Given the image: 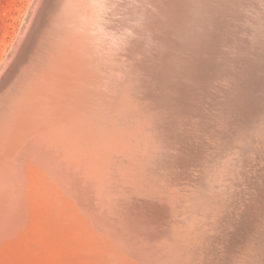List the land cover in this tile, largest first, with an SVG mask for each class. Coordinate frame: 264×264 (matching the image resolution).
I'll return each mask as SVG.
<instances>
[{"label":"bare ground","instance_id":"6f19581e","mask_svg":"<svg viewBox=\"0 0 264 264\" xmlns=\"http://www.w3.org/2000/svg\"><path fill=\"white\" fill-rule=\"evenodd\" d=\"M33 1L0 60V264H217L213 238L227 221L212 191L239 169L234 136L246 142L242 126L264 108V0L238 25L247 44L223 58L231 65L218 75L220 115L203 133L208 142L193 96L212 64L192 28L218 29L214 13L224 18L243 1ZM190 43L194 60L185 61L177 48ZM261 157L248 202L261 241L244 264H264ZM239 223L245 233V217Z\"/></svg>","mask_w":264,"mask_h":264},{"label":"rangeland","instance_id":"374dc122","mask_svg":"<svg viewBox=\"0 0 264 264\" xmlns=\"http://www.w3.org/2000/svg\"><path fill=\"white\" fill-rule=\"evenodd\" d=\"M117 1H119V2H121L122 0H117ZM207 1V2H206ZM243 1V3H244V5H242V6H240L239 7V9H236V8H229V9H227V11L229 12V14H228V16H227V13H226V16H227V18H226V16L224 17V18H222V16H218V14H217V12H215L214 13V17H215V19L217 18V20L219 19V18H221V19H223V20H225V21H221L220 19V22L219 23H217L216 22V26L218 27V29H216V30H214L215 28L211 25V23L209 24V23H204L203 22V24H198L199 22H197V25H196V22H194L193 24L195 25H193V28H192V26H191V28L193 29H191L194 33H196L197 35H199L200 37V39H197L198 41H200L201 42V46L199 47V50H201V48L202 49H204V50H202L203 51V53H202V51L200 52V53H202L201 55V57H203V58H205L204 60H206V59H211V60H208L211 64H212V67H210L211 69H210V71L208 70L207 72H208V76H206V74H207V72H205L204 73V77H202V83L200 84V85H198V86H196V85H194V87L195 88H197L195 91H196V93L194 94V95H196L197 96V98H196V96L194 97L193 96V98L195 99V101L197 102V104L200 106V110H201V115H200V118H201V121H202V123H205L206 124V131H201V132H199V134H202L201 136H202V138H204L203 136H204V132H205V134L210 130V127H208L207 125L208 124H211V123H216L217 122V116L218 115H220V111L218 112V109H219V107H220V104L218 103V101L221 99L218 95H219V93L218 92H216V87L215 86H219L220 85V79L218 78V75L220 74V73H223V68L224 67H226L227 68V66L226 65H228V66H230L231 65V62L230 61H227V60H225V59H223L224 57H233V53L231 52L232 50H234L233 48H231V45H238V43L242 40V38L239 36V35H242V37L244 38V42H247V40H246V38H247V32L246 31H244L243 29H242V27L243 26H248L247 25V20L250 18V16H251V5L252 4H254V6L252 7V11L253 10H255L256 8L257 9H259V8H261L262 7V0H241V2ZM250 1V2H249ZM33 0H0V60H3L4 58H5V56H6V54L9 52V50H10V48H11V46H12V44H13V42H14V40H15V38H16V36H17V34H18V32H19V30H20V28H21V26L23 25V21H25V19H26V16L28 15L27 14V11H28V8H29V10H30V6H32V4H33ZM55 2H56V0H53V4H55ZM188 2H190V1H188ZM194 2V1H193ZM205 2H206V4H208V5H214V1H212V0H205ZM246 2H248V3H246ZM251 2H253V3H251ZM249 3H251L250 5H249ZM53 4H52V6H53ZM194 6L193 4H188V7H190V6ZM256 5H258V6H256ZM255 6H256V8H255ZM195 7H197V6H194V8ZM242 7H245V10H244V8H242ZM248 7V8H247ZM189 10L190 11H194V10H196V9H193L192 7H190L189 8ZM188 10V12L189 13H191L190 11ZM233 12H232V11ZM250 10V11H249ZM242 11H244V12H242ZM51 12V11H50ZM236 12V14H237V16L235 17V20H234V13ZM47 15L46 16H48L49 15V11L46 13ZM206 14H209V13H206ZM217 14V15H216ZM245 14V15H244ZM203 15H205L204 13H203ZM45 16V17H46ZM120 15H116L115 17L116 18H118ZM243 16H246L245 18H243ZM196 17V16H195ZM219 17V18H218ZM241 17L243 18V20L241 19ZM202 18V17H201ZM239 18V19H238ZM196 19L198 20V18L196 17ZM204 19V18H203ZM232 19V20H231ZM238 19V20H237ZM218 20V21H219ZM231 20V21H230ZM244 20H245V22H244ZM234 21L235 22H237V24H235L234 23ZM208 22H209V20H208ZM225 23V24H223V23ZM232 22V23H231ZM175 23V25H176V27H181V25L179 24V23H176V22H174ZM201 23V22H200ZM220 23H222L223 24V27H222V25L220 24ZM231 23V24H230ZM208 25V26H204V25ZM202 25V26H201ZM220 25V26H219ZM228 25V26H227ZM238 25H242V27L240 26V29H239V26ZM201 26V27H200ZM212 26V27H211ZM230 30V33H226V30L227 31H229L228 29H226V27ZM183 27V29H185V26H182ZM196 27H198V29H196ZM210 27V28H209ZM216 27V28H217ZM222 28L224 29L223 31H222ZM180 29V28H179ZM212 29V30H211ZM181 30H182V28H181ZM219 30H221V31H219ZM235 30V31H234ZM237 30H239L238 31V33L236 32ZM217 31H219L220 32V34H219V32L217 33ZM241 31V32H240ZM213 32H215L217 35H219V36H217L216 34V36H214V33ZM233 32V36H232V33ZM240 32V33H239ZM226 33V34H225ZM236 33V35H234ZM241 33H243V34H241ZM209 34V35H208ZM231 34V35H230ZM213 35V36H212ZM222 35V36H221ZM223 35H225L226 36V38H227V41L228 42H230V44L229 43H227V41H225V36H223ZM229 35L230 36H232V37H230V39H235V40H230V39H228L229 38ZM210 36V37H209ZM228 36V37H227ZM236 36V37H235ZM207 37H208V39H207ZM239 37V38H238ZM212 38V39H211ZM224 38V39H223ZM236 38H238V40L236 39ZM210 39H211V42H210ZM217 39V40H216ZM221 39V40H220ZM223 40H224V42H223ZM207 41H208V43H207ZM235 41H237V42H235ZM221 42H222V44H221ZM225 42L228 44H225ZM243 41L242 42H240L241 43V46L243 45V46H245L247 43H244ZM218 43V44H217ZM220 44H221V46H220ZM203 45V46H202ZM240 45V44H239ZM186 46H187V48H186ZM190 46V47H189ZM189 47V48H188ZM216 47V48H215ZM194 47H193V45H191V43L188 45H184V44H182L179 48H177L178 49V51L180 52L181 51V53H179V56H182L181 58H184V60L186 61H193L194 59H191V58H193L194 57V54L192 53L193 51H192V49H193ZM207 48H209L210 49V52H209V49H207ZM205 49L206 50H208V52L207 51H205ZM217 49H218V51H217ZM198 50V51H199ZM211 50H213L212 52H211ZM217 51V52H216ZM224 51V52H223ZM227 51L229 52V53H227ZM223 53V55H222V53ZM184 53V54H183ZM188 53H190L189 55H188ZM219 53V54H218ZM182 54V55H181ZM221 54V55H220ZM226 54V55H225ZM209 55V56H208ZM217 55H220V56H217ZM193 56V57H192ZM206 56H208V58L206 57ZM213 57V58H212ZM188 58V59H187ZM190 58V59H189ZM226 61V62H225ZM220 62H222V63H225V64H220ZM216 64V65H219V67H216V66H214V65ZM216 69H215V68ZM214 69H215V71H214ZM227 69H229V67L227 68ZM214 71V72H213ZM209 72H210V74L212 75L213 74V77L211 76V75H209ZM213 72V73H212ZM215 73V74H214ZM211 76V77H210ZM214 76H215V78H214ZM203 78H205L204 80L206 81H204L203 80ZM209 81H208V80ZM199 88V89H198ZM206 90V94H205V92H204V90ZM197 91H202V92H197ZM211 92L210 93V95H207V93L208 92ZM203 92H204V94H203ZM214 92H216V94H214ZM199 93H201V94H199ZM199 94V95H198ZM209 94V93H208ZM212 95V96H211ZM216 95V96H215ZM198 96H199V98H201V101H203L204 102V100H208V107H207V102L205 103L204 102V104H203V108H202V104H201V101H200V99L198 98ZM202 96H204L203 98H202ZM214 96V97H213ZM213 97V98H212ZM198 99V100H197ZM211 100V101H210ZM213 100H214V102H213ZM200 101V102H199ZM209 102H211L210 104H213V105H215L214 107L212 106V105H210L209 104ZM201 104V105H200ZM209 107H210V110H209ZM212 107V108H211ZM217 109V110H216ZM260 111H261V113H260ZM262 112H263V116H262ZM203 114V115H202ZM204 114H205V116H204ZM225 114V113H224ZM226 114H228V115H230L229 113H226ZM225 114V115H226ZM258 114H260V115H258ZM227 115V116H228ZM254 115V114H253ZM253 115H251V118H249V120H248V125H243L242 126V128L243 129H245V131H246V133H248L247 134V136L245 137V139H246V142H244V141H242L240 138H237V136L235 135L234 137V139H235V141H236V145H233V146H231V148L232 149H235V148H240V155L238 156L239 157V169H237V171H235V172H232V171H230L231 173H229V176H231V178L228 176V177H224L219 183H217L216 185H215V187H216V190L214 189L212 192H214V195H212V198H214L215 199V204L213 205V207L218 211L217 212V215L219 214V218H221L222 217V220H225V221H227V224H225L226 225V229L225 228H223V223L221 224V226H222V229L223 230H221V232H219V230H218V228H220V226L218 225V224H220V222H216L215 223V225L214 226H217V229L216 230H218L217 232H216V239H215V237L213 238V245H214V247H213V251H214V255H215V253H218V256L220 257L221 255V258H220V260L217 262V260L219 259V257L216 255V258H215V260H216V262H217V264H244V259H247L248 257H249V255L251 254V252L253 251V247L255 248L256 246H257V243L259 242V241H261L260 240V237H258V229H260L261 228V226H262V220H261V218L260 217H258L256 214H255V212H256V208H254L253 206H251V205H249V203L251 204L252 203V201H253V198H254V194L256 193V191H257V186H256V188H255V184H256V180L255 179H257V178H259V174L258 173H256V172H259V169L257 168V167H254L255 165H256V163H255V161H257V160H259V157H261V154H263V152H264V108H263V110L261 109V110H258V111H256L255 112V117H253ZM209 118H208V117ZM203 117H204V119H203ZM196 118V117H195ZM199 118V119H200ZM230 118V117H229ZM215 119V120H214ZM234 119V120H233ZM207 120L209 121V122H207ZM232 124H234V123H238L237 121H236V119L234 118V117H232ZM204 121V122H203ZM250 122V123H249ZM231 123V122H230ZM212 125V124H211ZM251 125V126H250ZM187 126V125H186ZM255 127L256 129H255V133H253L252 134V127ZM246 127V128H245ZM209 128V129H208ZM257 130V131H256ZM244 131V132H245ZM250 135V136H249ZM256 135H258V140H257V137H256ZM252 136H254V138L255 139H253L252 138ZM205 138H206V140H205ZM205 138L204 139H202L204 142L206 141V142H208L209 141V138H208V140H207V137L205 136ZM252 139H253V141H252ZM242 141V142H241ZM258 141H259V143H258ZM261 141V142H260ZM253 142V144H254V147L251 145V143ZM244 143H245V145H244ZM260 143H261V145H260ZM196 144V143H195ZM203 146L205 147L206 145H205V143L203 144ZM261 146L263 147V149L261 148ZM258 148H259V150H258ZM249 149H250V151H249ZM254 149V150H253ZM244 150V151H243ZM252 151V152H251ZM259 154V155H258ZM247 155V156H246ZM250 156V157H249ZM242 157V158H241ZM244 158V159H243ZM246 158V159H245ZM250 158V159H249ZM262 158V157H261ZM249 159V160H248ZM263 159V158H262ZM255 160V161H254ZM244 162V163H243ZM248 162V163H247ZM254 162V163H253ZM242 164V165H241ZM245 164V165H244ZM247 164V165H246ZM251 165V167H250V165ZM254 165V166H253ZM254 167V168H253ZM253 168V169H252ZM250 169V170H249ZM243 171V172H241V171ZM249 170V171H248ZM251 171V172H250ZM256 171V172H255ZM240 173H242V174H240ZM257 176H256V175ZM240 175H242V177L240 176ZM251 176V178H250V176ZM254 176V177H253ZM256 176V177H255ZM250 179H249V178ZM234 178H235V181H234ZM246 178V182H245V180H243V179H245ZM255 178V179H254ZM237 180V181H236ZM241 182H240V181ZM248 180V181H247ZM251 182V183H250ZM254 182V184L253 185H250V184H252ZM237 183H239V184H237ZM249 183V184H248ZM245 184V185H244ZM228 186V187H226V186ZM235 185V186H234ZM238 185V186H237ZM241 185V186H240ZM250 185V186H249ZM244 186V187H243ZM246 186V187H245ZM249 187V188H248ZM224 188V189H223ZM241 188V189H240ZM248 188V189H247ZM250 188H252V189H250ZM226 189V190H225ZM242 189H244V194L242 195ZM254 189H255V191H254ZM246 190H248V192H246ZM249 190H251V191H249ZM232 191H234V192H232ZM253 191V192H252ZM216 192V193H215ZM225 193V194H224ZM228 193V194H227ZM232 193V194H231ZM236 193H238V195L236 194ZM247 193V194H246ZM248 193H250L249 195H248ZM252 193V194H251ZM233 194H234V196H233ZM236 194V195H235ZM246 194V195H245ZM227 195V196H226ZM228 195H229V198H231V200L228 198ZM231 195V196H230ZM251 195V196H250ZM219 196H220V198H219ZM238 196V197H237ZM241 196V197H240ZM244 196H246V197H244ZM247 196H248V198H247ZM222 197V198H221ZM223 197H225V199H226V201H225V203H224V199H223ZM242 197H244V199L245 200H247V201H244V202H242ZM236 198H238V200L236 199ZM232 199H234V201L233 202H231L232 201ZM235 199H236V201H235ZM249 202V203H248ZM222 203V204H221ZM231 204V205H230ZM242 204V205H241ZM218 205V207H216ZM226 205V207L224 208V206ZM237 205V206H236ZM240 205V207H239V209L242 207V208H244V210H243V213H241L240 211H242L241 209L239 210L238 209V206ZM249 205V206H248ZM221 206V207H220ZM230 206V207H229ZM244 206V207H243ZM228 207V208H227ZM235 207H237V208H235ZM218 208V209H217ZM224 210H223V209ZM222 211V213H219L220 212V210ZM233 209V210H232ZM235 209V210H234ZM231 210V211H230ZM247 210V211H246ZM234 212H235V214H234ZM223 213L225 214L224 216H223ZM239 213H240V215H239ZM248 213V214H247ZM238 214V215H237ZM242 218V217H245V220L248 222V225H247V227H246V230H245V233L243 232V230H241L242 229V227L240 226L241 224L239 223V220H240V217ZM218 220V216H217V218H216V221ZM234 220V221H233ZM230 223L232 224V223H235L234 225H236V226H234L233 224H232V226L230 225ZM230 227H232V230H229V228ZM240 227V228H239ZM216 228V227H215ZM228 228V229H227ZM228 231V233L226 234V232ZM233 230H234V232H233ZM226 231V232H225ZM219 232V233H218ZM223 232V233H222ZM230 232V233H229ZM232 232V233H231ZM219 234H221L220 236H219ZM229 234V235H228ZM224 236H226V238H224ZM223 237V238H222ZM218 239H221V241L220 240H218ZM225 239V240H224ZM222 240L224 241V245L222 244ZM226 240H229V241H226ZM220 241V242H219ZM226 241V242H225ZM217 243V244H216ZM220 243V244H219ZM261 243V242H260ZM227 244H230V246L228 245L227 246ZM220 245H222L221 247H220ZM224 246H225V248H224ZM219 248V249H218ZM227 249V250H226ZM227 251V252H226ZM226 253H227V255H226ZM215 257V256H214Z\"/></svg>","mask_w":264,"mask_h":264}]
</instances>
